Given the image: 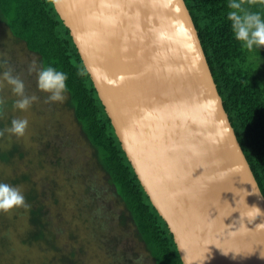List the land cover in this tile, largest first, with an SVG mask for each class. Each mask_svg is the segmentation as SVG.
Wrapping results in <instances>:
<instances>
[{"label": "water", "instance_id": "water-1", "mask_svg": "<svg viewBox=\"0 0 264 264\" xmlns=\"http://www.w3.org/2000/svg\"><path fill=\"white\" fill-rule=\"evenodd\" d=\"M52 1L183 264H264V196L185 0H78L85 21Z\"/></svg>", "mask_w": 264, "mask_h": 264}, {"label": "trees", "instance_id": "trees-1", "mask_svg": "<svg viewBox=\"0 0 264 264\" xmlns=\"http://www.w3.org/2000/svg\"><path fill=\"white\" fill-rule=\"evenodd\" d=\"M185 3L224 109L264 196V48L249 53L240 47V43L233 37L230 22L226 19L227 0H185ZM250 10L264 14V7L259 4L253 5ZM0 22L5 24L15 39L25 44L28 51L37 54L39 70L51 65L67 74L68 104L82 134L94 150L96 168L106 174L107 185L112 186L114 194L124 206L125 210L120 215L121 222L134 228L136 240L153 259L154 264H183L173 235L152 205L127 159L69 29L58 15L53 1L0 0ZM2 113L3 106L0 102V116ZM3 136L4 133L0 135V144ZM14 145L8 152L10 158L5 160V154H0V162L5 163L15 154L22 156V151ZM2 148L0 145V151ZM60 151L55 147L52 153L55 157L64 159ZM60 161L61 159L57 163L49 161L47 157L39 159L38 164L44 166L45 163L52 162L58 165ZM63 162L58 166H63ZM63 168L65 170L67 166ZM50 177L54 180L53 176ZM89 178V175L85 176L84 192L99 194V188L96 191L97 183ZM45 180L41 179L39 186L33 180L32 168L29 166L22 174L12 176L10 180L6 177L0 179V183L19 187L26 203V206L15 208L18 213L13 217L0 213V264H30L20 255L15 257L12 252L15 244L36 247L39 253H43L44 257L40 253L38 264L82 263L77 250L78 244L73 246L71 243L78 240L77 231L83 235L86 232L79 225L70 226V229L76 231L71 229L68 234L70 229L66 230L68 247H60L59 237L63 236V227L66 226H53V219H59L63 215L62 211L66 207L64 201L71 197L70 191L55 182ZM61 195L64 200L63 197L59 198ZM45 197L51 200L47 201ZM93 200L94 203L97 202L94 197ZM96 205L97 203L92 205V217H83L89 225L102 229L109 219H99L97 214L100 210L99 207L95 208ZM20 215L26 218V226L18 227L16 237L13 238L15 221ZM98 223L102 225L99 227ZM107 226L104 227L107 229ZM72 232L77 236L72 235ZM91 233H94L93 229ZM103 238L106 246L111 244L108 236ZM124 256L129 257V253Z\"/></svg>", "mask_w": 264, "mask_h": 264}, {"label": "rangeland", "instance_id": "rangeland-1", "mask_svg": "<svg viewBox=\"0 0 264 264\" xmlns=\"http://www.w3.org/2000/svg\"><path fill=\"white\" fill-rule=\"evenodd\" d=\"M38 70L37 54L28 51L25 44L15 39L5 24L0 22V102L3 106V113L0 116L2 124L0 129L3 131L10 127L11 120L14 118L27 119L29 122L24 135L21 137L4 132V139L0 144L3 148L0 154H5V160L9 159L10 154L8 152L16 144L22 151V156L18 157L15 154L10 160L4 161L6 164L0 162V179L6 177L10 180L12 176L22 174L23 170H27L29 166L32 168L33 180L37 184L39 183V186L41 179L43 181L46 179V182H55L65 190L70 191L71 197L64 201L66 207L62 211L63 215L59 216V219H53V226H66L63 227V236L59 237L60 242L58 244L60 247L67 246L69 242L68 234L73 229H70V226L79 225L80 229L86 232L83 235L77 231L78 240H73L71 243L73 246L78 244L77 250L78 254L81 255V264H154L153 259L136 240L134 228L121 222L120 215L125 210L124 206L114 194L112 186L107 185L106 174L101 169L96 168L97 163L94 159L93 149L82 134L73 110L68 104V94L64 93L65 99L63 101H49L48 93L41 92L37 88ZM4 72H10L13 77L23 82L25 96L36 97L29 108L21 110L14 106L15 101L22 97L12 91L13 86L8 84L3 77ZM54 147L61 150L60 154L64 155V159L53 155ZM39 151H43V155ZM47 157L49 161L56 163L58 159H61L58 165L64 161L63 166H67V168L64 170L63 166L54 165L52 162L45 163L44 166L38 164L39 159ZM49 175L53 176L54 180ZM86 175L90 176L89 180L97 183L96 191L98 188L101 189L99 194L84 192ZM60 197L62 198L63 195ZM92 197L97 199L95 208L102 207L101 209L98 208L100 210L97 214L100 216L99 219H109L102 226V229L89 225L83 217H92V205L96 204L94 200L92 201ZM45 198L47 201L51 200L49 197ZM17 213V209L7 212L12 217ZM21 216L15 221L16 229L12 233L13 238L16 237V231L19 228L26 226V218ZM101 225L100 223L97 224L99 227ZM105 225L109 227L107 226L106 229ZM92 229L93 234L91 233ZM66 230H69L68 234ZM72 235H76L75 232H72ZM102 236L105 239L108 236L111 239V244L108 243L106 246ZM86 239L87 241H85ZM67 247L66 249H68ZM123 247L129 249L126 253H129L127 258L121 249ZM12 250L15 257L20 255L30 264H38L41 254L44 257V254L41 252L40 254L36 247L29 248L15 244Z\"/></svg>", "mask_w": 264, "mask_h": 264}, {"label": "clouds", "instance_id": "clouds-1", "mask_svg": "<svg viewBox=\"0 0 264 264\" xmlns=\"http://www.w3.org/2000/svg\"><path fill=\"white\" fill-rule=\"evenodd\" d=\"M255 4L264 7V0H227L226 19L230 22L233 37L240 43V47L249 53L264 48V14L250 10ZM3 77L8 84L13 86L12 91L22 97L15 101L14 106L21 110L29 108L36 97L25 96L23 82L13 77L10 72H4ZM67 80L68 76L65 72L51 65L37 72V88L41 92L48 93V100L52 102L65 99ZM28 123L27 119L14 118L11 120V126L0 132V135L9 132L21 137ZM21 206H26V203L25 196L19 187L0 183V213H7Z\"/></svg>", "mask_w": 264, "mask_h": 264}, {"label": "bare ground", "instance_id": "bare-ground-1", "mask_svg": "<svg viewBox=\"0 0 264 264\" xmlns=\"http://www.w3.org/2000/svg\"><path fill=\"white\" fill-rule=\"evenodd\" d=\"M71 2V3H70ZM82 2V1H81ZM81 2H79L78 0H68V3H69V8L71 7V4H72V8L73 9H75V15L77 16V17H79V19L78 20H80V21H85V16H84V14H83V10L85 9V7H86V4H84V3H81ZM79 6V7H78ZM77 8V9H76ZM79 14H80V16H79ZM91 34H90V36H92V37H94V34H93V31L91 30V31H89Z\"/></svg>", "mask_w": 264, "mask_h": 264}, {"label": "flooded vegetation", "instance_id": "flooded-vegetation-1", "mask_svg": "<svg viewBox=\"0 0 264 264\" xmlns=\"http://www.w3.org/2000/svg\"><path fill=\"white\" fill-rule=\"evenodd\" d=\"M48 145H49V144H48ZM54 148H55V147H54ZM58 149H59V148H58ZM92 149H93V148H92ZM93 153H94V150H93ZM100 190H101V189H99L98 192H100ZM99 208L101 209L102 207H99ZM105 209H106V208H105ZM121 213H122V212H121ZM115 224H117V223H115ZM113 226H114V225H113ZM121 249H122V251H123L124 254H126V253L128 252V250H129V249H126V248H124V247L121 248Z\"/></svg>", "mask_w": 264, "mask_h": 264}]
</instances>
